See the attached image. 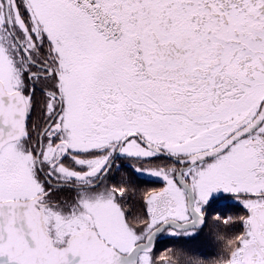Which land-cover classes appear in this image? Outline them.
<instances>
[{
    "label": "snow or ice",
    "instance_id": "obj_1",
    "mask_svg": "<svg viewBox=\"0 0 264 264\" xmlns=\"http://www.w3.org/2000/svg\"><path fill=\"white\" fill-rule=\"evenodd\" d=\"M214 205L264 264V0H0V264H204Z\"/></svg>",
    "mask_w": 264,
    "mask_h": 264
},
{
    "label": "flooded vegetation",
    "instance_id": "obj_2",
    "mask_svg": "<svg viewBox=\"0 0 264 264\" xmlns=\"http://www.w3.org/2000/svg\"><path fill=\"white\" fill-rule=\"evenodd\" d=\"M118 163L127 164L128 162L118 161ZM125 177H128L131 180L132 186L136 189L135 193L129 192V198L126 206L132 214H136L141 211V201L139 199L140 191L147 188L158 187L159 185L155 183L137 182L132 179L131 174L126 172L123 167L118 172L113 169L107 182L110 184H119ZM141 179L143 180L144 178ZM219 207V205H214L213 210L208 212L206 224L198 233L197 238L194 241L186 243L184 242L185 238L183 237L174 238L164 236L163 238L157 239L154 249L155 254L159 256L167 249H172L173 252L178 255L201 260L204 264H211V262L215 260L220 253L218 235L227 233L225 226L216 222L213 217L217 214H221L223 216H237L242 214V209L239 208L229 207L221 212L218 211Z\"/></svg>",
    "mask_w": 264,
    "mask_h": 264
},
{
    "label": "trees",
    "instance_id": "obj_3",
    "mask_svg": "<svg viewBox=\"0 0 264 264\" xmlns=\"http://www.w3.org/2000/svg\"><path fill=\"white\" fill-rule=\"evenodd\" d=\"M207 264H209V263H207Z\"/></svg>",
    "mask_w": 264,
    "mask_h": 264
}]
</instances>
